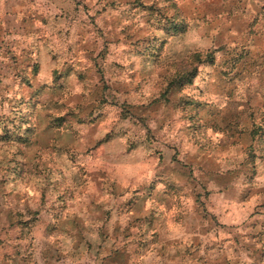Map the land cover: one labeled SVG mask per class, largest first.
<instances>
[{"label": "clouds", "instance_id": "9594fccd", "mask_svg": "<svg viewBox=\"0 0 264 264\" xmlns=\"http://www.w3.org/2000/svg\"><path fill=\"white\" fill-rule=\"evenodd\" d=\"M112 248L264 264V0H0V264Z\"/></svg>", "mask_w": 264, "mask_h": 264}, {"label": "rangeland", "instance_id": "374dc122", "mask_svg": "<svg viewBox=\"0 0 264 264\" xmlns=\"http://www.w3.org/2000/svg\"><path fill=\"white\" fill-rule=\"evenodd\" d=\"M105 90H107V85L105 87ZM56 119H62V117H56ZM253 135L257 134V130H253ZM111 135L110 133H106L105 136ZM99 143V142H98ZM137 159H142V157H137ZM161 161H163V157H160ZM172 160L179 163L180 162V152L176 151L175 154L172 156ZM138 191V190H137ZM181 189L177 187V185L172 184L169 186V192L168 195L172 198L173 204L172 207L169 209V224L168 227L173 231H178V222L175 221V217L178 215V208L176 205V201L179 200L180 207L184 206V200L185 198L181 195ZM211 193H206L205 198L210 196ZM244 202L247 203L251 199V194L249 193L247 196L243 197ZM135 206V202L133 201V205ZM145 207H148V205H145ZM231 209H227L226 215L228 212H231ZM108 216L111 215V213H107ZM154 219V218H153ZM102 235H105L103 232ZM105 238H107L105 236ZM45 255H49V253H45ZM53 258H55V254L53 253ZM261 256L264 257V253H261ZM102 264H127V253L123 248H112L108 250V255L103 257Z\"/></svg>", "mask_w": 264, "mask_h": 264}]
</instances>
